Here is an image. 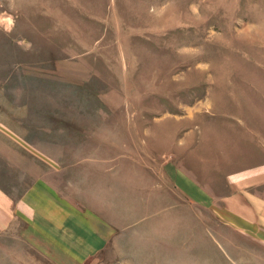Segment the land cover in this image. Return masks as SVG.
Segmentation results:
<instances>
[{
	"label": "rangeland",
	"instance_id": "rangeland-1",
	"mask_svg": "<svg viewBox=\"0 0 264 264\" xmlns=\"http://www.w3.org/2000/svg\"><path fill=\"white\" fill-rule=\"evenodd\" d=\"M0 108L112 226L92 247L81 223L79 253L18 213L0 264H264V232L222 207L264 161V0H0ZM15 145L17 198L34 176L5 161Z\"/></svg>",
	"mask_w": 264,
	"mask_h": 264
},
{
	"label": "crops",
	"instance_id": "crops-1",
	"mask_svg": "<svg viewBox=\"0 0 264 264\" xmlns=\"http://www.w3.org/2000/svg\"><path fill=\"white\" fill-rule=\"evenodd\" d=\"M12 143L16 144L15 150H12L11 159L6 156L5 161L14 164V172L22 170L26 174L31 173L34 180L17 198L12 197L0 185L2 225L22 223L18 216L20 213L26 214L29 221L36 224L34 227L47 225L54 231L52 233L66 243L65 245L74 247L79 253L80 244L86 246L85 240L80 238L81 223H92L94 236L92 247L99 244L102 235L111 237L110 224L96 217L94 220L92 218L86 220L80 209L52 183L54 174L52 157L39 155L30 149L28 146L31 143L21 138L15 126L6 121L5 114L0 108V152H3L5 147L14 145ZM32 147L36 149L33 145ZM229 182L232 190L222 199L224 212H227L229 218L240 227L264 232V161L252 168L240 170Z\"/></svg>",
	"mask_w": 264,
	"mask_h": 264
}]
</instances>
